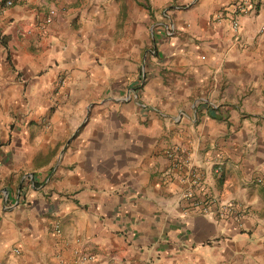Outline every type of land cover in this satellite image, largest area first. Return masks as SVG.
Instances as JSON below:
<instances>
[{
  "label": "crops",
  "instance_id": "0c3cea01",
  "mask_svg": "<svg viewBox=\"0 0 264 264\" xmlns=\"http://www.w3.org/2000/svg\"><path fill=\"white\" fill-rule=\"evenodd\" d=\"M234 2L0 0V264H264V0L237 33Z\"/></svg>",
  "mask_w": 264,
  "mask_h": 264
},
{
  "label": "built area",
  "instance_id": "2783aa9c",
  "mask_svg": "<svg viewBox=\"0 0 264 264\" xmlns=\"http://www.w3.org/2000/svg\"><path fill=\"white\" fill-rule=\"evenodd\" d=\"M14 0H5L4 6L9 7L13 5ZM253 4L252 0H235L234 4L231 6V10H229L226 14V18L230 22V26L234 32H238L240 28V18L249 13L252 10ZM51 15H55V12L52 10ZM225 13H223V16ZM165 31L167 35H171L173 33L172 25H167L165 27ZM189 191L185 193V196H189ZM238 208L234 204L230 203H220L218 213L225 215V214H232ZM205 211V210H204ZM206 212V211H205ZM54 230L58 232L57 225L54 226ZM94 258L93 254H90L82 249H78L76 251V259L72 264H84L86 262L92 261Z\"/></svg>",
  "mask_w": 264,
  "mask_h": 264
},
{
  "label": "rangeland",
  "instance_id": "374dc122",
  "mask_svg": "<svg viewBox=\"0 0 264 264\" xmlns=\"http://www.w3.org/2000/svg\"><path fill=\"white\" fill-rule=\"evenodd\" d=\"M62 82V80H60V83Z\"/></svg>",
  "mask_w": 264,
  "mask_h": 264
},
{
  "label": "trees",
  "instance_id": "16d2710c",
  "mask_svg": "<svg viewBox=\"0 0 264 264\" xmlns=\"http://www.w3.org/2000/svg\"><path fill=\"white\" fill-rule=\"evenodd\" d=\"M5 0H3V2H4Z\"/></svg>",
  "mask_w": 264,
  "mask_h": 264
}]
</instances>
